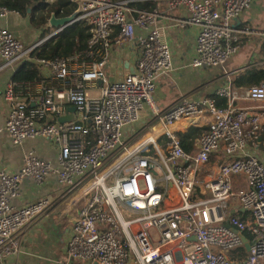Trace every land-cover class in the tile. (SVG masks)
I'll return each instance as SVG.
<instances>
[{
  "label": "built area",
  "instance_id": "built-area-1",
  "mask_svg": "<svg viewBox=\"0 0 264 264\" xmlns=\"http://www.w3.org/2000/svg\"><path fill=\"white\" fill-rule=\"evenodd\" d=\"M136 1L73 0L75 10L83 8L76 22L90 26L88 54L33 55L32 63L46 75L35 82L8 83L7 135L18 146L45 139L56 147L57 162L32 150L21 169L0 172V260L20 255L18 235L31 223L60 234L62 218L52 222V201L31 197L25 185L30 178L41 186L55 174L67 193H83L74 205L72 237L61 264H264V116L234 104L264 100V85L239 92L229 82L216 92L227 108L205 97L162 110L157 83L173 72L171 49L157 12L139 11L131 19L130 5ZM258 1L167 0L170 8L189 12L181 27L199 28L192 66L227 67L242 39L261 36L236 27ZM9 12L0 7V14ZM115 30L116 43L137 41L140 52L133 72L110 80L106 66ZM39 45L26 47L0 27L2 68L17 66ZM89 89L98 95H89ZM144 113L151 125L143 121ZM194 117L206 118L209 124L201 130L209 131L194 135L196 147L187 152L179 133L191 128L179 124ZM141 124L136 133L132 128ZM164 127L120 157L129 132L140 138ZM24 198L22 206L15 205Z\"/></svg>",
  "mask_w": 264,
  "mask_h": 264
},
{
  "label": "crops",
  "instance_id": "crops-1",
  "mask_svg": "<svg viewBox=\"0 0 264 264\" xmlns=\"http://www.w3.org/2000/svg\"><path fill=\"white\" fill-rule=\"evenodd\" d=\"M142 1L145 0H137L134 4ZM151 2L153 3V11L150 12H157L160 16L159 23L164 29L162 36L170 46L174 68L172 73L161 77L157 83L156 100L162 110H169L183 100L195 101L205 97L215 98L218 106L224 104V106H219V108H227L229 106L227 101L216 96L217 90L229 82L232 84L243 77L246 70L254 63L264 68V0H259L252 9L243 13L236 21V27L241 31L249 29L257 31L261 36L242 39L238 54L231 59L227 67L211 68H195L192 66V61L196 54L199 28L195 25L180 26V21L186 19L189 16V12L185 8H170L167 0H151ZM134 4L130 5L133 10L131 19L136 18L138 12L142 11ZM67 6L70 7L69 5ZM70 9L72 8L70 7ZM0 27L7 28L13 32L23 41L26 47L42 43L48 38L42 43V45L46 44L53 38H49V36L55 31L49 22V27L52 28L53 32L42 38V30L32 26L30 17H23L14 11H10L5 15L0 14ZM137 34L143 35L144 32L137 29ZM117 37L118 30H115L113 45L109 52L106 66V74L110 80L119 79L124 73L131 72L140 52V46L137 41L119 44L115 41ZM32 56L33 54H30L23 62L13 68H2V61H0V172L2 170L21 169L25 153L32 150H35L40 157L54 165L57 162L56 147L45 139L29 140L24 145L18 146L13 143L5 131L10 107L4 99V93L8 83L11 82L15 72L21 65L34 64L31 60ZM232 63L238 64V68L231 70ZM40 71L41 76L44 77L46 71L43 69H40ZM245 89L235 88L239 92H243ZM91 90L89 89V93ZM243 102L248 105H243ZM234 104L252 112V115L264 116L263 100L260 102L241 99ZM146 120L147 125L153 123L148 113L143 114V121ZM261 155L264 158V152ZM25 185L31 197H41L52 201L50 210L52 222L62 218V224L59 225L60 234L51 235L48 226L40 223H31L18 235L21 245L20 255L2 258L0 264H61L67 258V244L72 237L74 222L71 221L72 214L64 218L61 211L63 206L72 198V195L59 185L55 174L49 175L41 186L36 185L30 178L26 180ZM25 200V198L16 199L14 203L16 206H22L26 202Z\"/></svg>",
  "mask_w": 264,
  "mask_h": 264
},
{
  "label": "trees",
  "instance_id": "trees-1",
  "mask_svg": "<svg viewBox=\"0 0 264 264\" xmlns=\"http://www.w3.org/2000/svg\"><path fill=\"white\" fill-rule=\"evenodd\" d=\"M152 4L151 0H145L134 5L139 10L150 12L153 11ZM0 7L17 12L23 17H30L32 26L42 30V38H45L52 32L49 22L53 14L57 18H65L75 12L68 6L51 5L47 0H0ZM90 37L91 32L88 23L86 21H78L64 29L40 48L34 49L33 55L45 59L86 56L89 52L88 42ZM41 75L38 66L28 63L21 65L17 69L12 80L25 83L35 82L42 79ZM261 85H264V68L255 63L246 70L243 77L232 83V86L235 88H249ZM194 135L196 134L191 129L186 134L179 133L182 147L187 152L193 151L196 147ZM245 235L249 238L248 234Z\"/></svg>",
  "mask_w": 264,
  "mask_h": 264
},
{
  "label": "bare ground",
  "instance_id": "bare-ground-1",
  "mask_svg": "<svg viewBox=\"0 0 264 264\" xmlns=\"http://www.w3.org/2000/svg\"><path fill=\"white\" fill-rule=\"evenodd\" d=\"M260 102H262V101H260ZM242 104L243 105H248L245 102H243ZM205 119L206 118H203V117H194V118H191L190 120L183 121L179 125L182 126L183 129H190L191 128L196 135H200L201 134L203 136L205 134V132L207 133L209 131V130H206V129H205V132L201 130V129H203L204 126H206L207 124H209L208 123V120H205ZM165 128L166 127L161 128V129H157L156 131H151V132H148V133L144 134L133 145V147L136 148L140 143L144 142L148 137L153 136L154 134H156V132L158 130L159 131H162ZM82 194L83 193H80L76 198H74L73 200H71L70 202H68L64 206V208L61 211V214L64 215V218L65 217H68V216H70L72 214V212L74 211V205L79 201V199L81 198Z\"/></svg>",
  "mask_w": 264,
  "mask_h": 264
},
{
  "label": "water",
  "instance_id": "water-1",
  "mask_svg": "<svg viewBox=\"0 0 264 264\" xmlns=\"http://www.w3.org/2000/svg\"><path fill=\"white\" fill-rule=\"evenodd\" d=\"M82 11H83V8L80 7L78 10H75L74 14H72V15L69 16V17H65V18H57V17L55 16V14H53V15H52V18H51V20H50V25L55 29V31L49 36V38H52V37H54V36H57V35H58L59 33H61L64 29H66V28H68L69 26H71L72 24H74V23L76 22L77 18L79 17V15L82 13ZM46 40H48V38L45 39L44 41H46ZM44 41H43V42H44ZM43 42H42V43H43ZM42 43H41V45H42ZM238 66H239L238 64H236V63H232V64H231V70H234V69L238 68ZM131 72H133V70H132ZM75 110H76L75 107H69V108H68V111H69V112H75ZM69 116H70V115L61 118V119H60V122H66V121H68L69 118H70ZM241 236H242V239H243V241H244V243H245V247H246V249H247V250H250L251 245H250V243H249L247 237H246L245 235H241ZM94 264H100V263L95 262Z\"/></svg>",
  "mask_w": 264,
  "mask_h": 264
},
{
  "label": "rangeland",
  "instance_id": "rangeland-1",
  "mask_svg": "<svg viewBox=\"0 0 264 264\" xmlns=\"http://www.w3.org/2000/svg\"><path fill=\"white\" fill-rule=\"evenodd\" d=\"M54 3H56L57 5L59 4V5H62V4H68V3H71V8L74 10L75 8H76V4H74L73 3V0H55V2ZM78 4H79V2H78ZM53 32V31H52ZM51 32V33H52ZM42 39V38H41ZM89 95H91V96H97L98 95V91H96L95 89H92L91 91H90V93H89ZM143 127V124H141V125H139L138 127H134V128H132L136 133L139 131V129H141ZM131 132H129L128 133V135L130 136L129 138H128V143H127V149L121 154V156L120 157H124V156H126L127 154H128V152H131L132 151V149L134 148L133 147V145L139 140V138H138V136L140 135H136V136H132L131 137ZM143 136V135H142ZM141 136V137H142ZM81 193V191H79V192H76V193H74L73 195H72V198L71 199H69V201L68 202H70L71 200H73L74 198H76L79 194ZM67 202V203H68ZM63 208H64V206H63ZM74 220V214H73V219L71 220V221H73Z\"/></svg>",
  "mask_w": 264,
  "mask_h": 264
}]
</instances>
